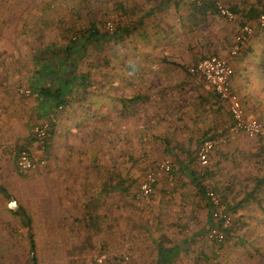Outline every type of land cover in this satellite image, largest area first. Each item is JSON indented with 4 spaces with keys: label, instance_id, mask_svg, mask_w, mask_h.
Masks as SVG:
<instances>
[{
    "label": "rangeland",
    "instance_id": "374dc122",
    "mask_svg": "<svg viewBox=\"0 0 264 264\" xmlns=\"http://www.w3.org/2000/svg\"><path fill=\"white\" fill-rule=\"evenodd\" d=\"M156 1L0 0V76H4V81H2L4 84L10 82L9 86L11 87L14 84L17 91L16 94L19 95L20 99H29L28 110H30V114L35 111L36 116H39L34 120L30 118V123L27 126L28 135L30 139L32 138L36 147L38 157L34 155L35 158H39L40 154L33 135L36 127L48 124L50 131L53 127L51 120H54L55 126L58 118L63 116L69 126L71 125L68 120L75 121V119H80L81 122L84 120L82 116L92 112L89 108V102H92V104L96 103L100 97L99 94L106 91L105 88L110 91L111 88H114L117 80H123L124 84H128L130 78L127 76L124 78L120 77L122 72L118 71L120 67L118 68L117 65L122 62V57L115 59V55L128 50L131 51L134 46L130 42H125V48L120 45L117 49L113 43L103 46L100 51L96 47H92L81 63H79L80 69L77 71L89 74L90 92H87V94L83 93L81 96L83 101L73 103L68 109L65 108L64 113H62V110H58L55 114L49 116L43 113L40 114L34 109L35 104L30 101L34 94L24 97L19 93L20 90L30 91L29 82L39 68L38 64H41L42 58H49L50 52H57L69 40H73V33H75L76 29L88 27L93 22H100L99 24L103 23L101 27L105 31H109L108 26L113 30L119 21V15L126 14L131 21L136 20L139 16H143L146 8L149 5L153 6ZM187 1L189 4L191 3L190 0ZM236 1L214 0V2H220L231 12H233L231 6ZM189 10H187V13H190ZM241 26L243 25L236 14L234 22H227L216 15V18L212 20L211 26L202 25L198 30L199 36H205L208 40L206 44L210 46L203 47L204 54L200 50L195 63L209 56L223 58L222 54L227 53L229 55L233 41L229 44L225 39L231 40L229 35L233 33L236 36ZM212 49L216 50L212 51ZM51 60L55 65L57 64L55 58ZM191 66L186 68V72ZM18 75H21L20 79H18ZM193 78L195 80L192 83L195 84L196 88L188 86L191 90L188 93V104H190L188 118L194 115L191 121L194 122L196 119L195 123L198 128L202 125L203 130H209L210 134L205 137L206 139L224 135L231 125V119H228L230 116L226 108L219 100L217 101L218 98L202 79ZM200 94L205 96L204 99H206L208 104L197 102ZM127 95L128 93L125 94V96ZM92 116L95 117L86 119L85 130H81L77 134L80 135L78 138L84 143L85 147L91 150V152L87 151L86 159L91 158L92 170L90 175L93 188L97 191L99 186L98 164L100 163L101 154L99 147L101 138L99 111L94 112ZM187 130L188 128L185 130V137L189 136ZM140 136H143V134ZM162 136L163 131H161L160 126L154 136V140L160 139ZM81 141H79V144H82ZM251 141H254V143H251ZM48 143L49 139L47 146ZM156 144L157 142L153 141L152 146L156 150H152L140 143V150L144 151L143 156H146L147 152L149 153V156L140 158V163L134 162L131 164L125 158L123 171L127 179L123 182L122 187H128V193L118 192L116 194L114 191H108L111 186L115 185L113 181L105 186L104 191L108 193V196L106 200H103L102 206L99 205L97 215L99 216L101 213L108 215L109 221L106 223L108 230L100 232L99 225L91 230L90 228L84 229L81 224L74 222L75 219L80 218L84 213L81 214L82 212L80 213V210L74 204L62 206L63 211H60V213L64 217V221L60 222L59 227L71 230L70 237L64 238V243L70 245L68 251L64 254L47 251L46 247L43 246L45 243L42 242L44 238H37L36 236L35 240L32 238L35 242L34 258L36 259V264H153L156 260L155 246L157 242L167 240L171 244H177L186 242L189 239L193 240L192 243L183 245L189 251L188 254H181L175 264H217V262L227 264L229 255H227L224 246L232 243L233 237L230 239L227 232L226 236L229 238L222 244L212 243L207 240L205 234L207 228H209V222L206 228L204 226L206 221H211V219L210 211L208 216V212L201 207V201L205 200V198L200 193H195L194 190L190 192V180L185 174L177 171L171 161L168 160L170 164L169 172L158 175L153 194L147 199L143 198L139 201L134 199V195L140 186L139 183L144 180L146 174L157 172L162 161V158L157 156L159 148L155 147ZM251 144H254V146L252 147ZM142 146L146 149H143ZM183 146L187 150H191L188 152L193 162H191L193 164L191 168L198 172L201 184H203L204 181L200 177L201 169L198 161H196L199 144L194 140H185ZM241 146L249 148V152L236 156L237 150L242 148ZM23 149L26 148L19 147V149L15 150V161L10 158L7 162L10 166H12L10 161L14 163L12 172L20 175L23 180L21 179L20 182L11 188L5 187V178H10V175H12L8 167L7 172L0 173V189L13 198L17 205L23 209L30 220V229L34 228L36 231L43 219V214L37 202L39 200L37 192H42V189L38 185L36 190L25 187V184H28L27 182L34 181L35 175L24 173L16 168L18 153ZM255 152L259 153L256 154ZM255 154L260 158L256 159L254 157ZM219 155L228 159L224 167L226 174L237 177L243 171L244 176L253 175V178H264V137L249 139L242 134L232 136L215 151L213 158L215 162L219 161ZM211 160L209 157L208 167L206 168L208 178L205 180L213 187L212 181L209 179ZM3 168L6 169L5 166ZM250 177L248 178L250 179ZM245 178L247 179V177ZM244 185L245 187L234 188L230 191L227 198H230L231 201L229 203L223 202V207H226V204L230 208L236 206L238 198L250 191L252 187L249 182H245ZM31 191L34 192L32 193ZM115 207H118L117 210H115ZM251 207L256 210L255 205ZM248 208H250L249 205L238 211L251 212ZM239 212H231L233 217L231 230H233L232 228H237V226L233 227V225H236L234 214L237 216ZM69 214L71 217H68ZM116 218L118 220L121 219V229H119V223L118 226H115L117 223ZM21 225V218L10 212L8 199L0 192V264H31L28 259V257L30 258V246L25 239L27 229H23ZM74 231L76 232L75 236ZM116 233L118 236H116ZM120 234L122 235L120 236ZM79 243L81 244L80 246H78ZM239 255L243 257L244 253ZM258 255L255 257L256 260L260 259Z\"/></svg>",
    "mask_w": 264,
    "mask_h": 264
},
{
    "label": "crops",
    "instance_id": "0c3cea01",
    "mask_svg": "<svg viewBox=\"0 0 264 264\" xmlns=\"http://www.w3.org/2000/svg\"><path fill=\"white\" fill-rule=\"evenodd\" d=\"M188 8L190 6L187 0H157L153 6L149 5L146 8L143 16H139L136 20L131 21L126 14L119 15L116 25L130 31L128 35L118 37L113 44L117 49L120 45L124 47L125 42H130L134 46L131 51L115 55V59L122 57V62L117 65L118 68L120 67L118 71L122 72H119L122 75L120 77L130 78L128 86L123 80H117L113 89L109 91L105 88L106 91L99 94L100 97L96 103L89 102L92 112L82 116L84 120L81 122L80 119L68 120L71 125L69 126L64 116L58 118L57 124L52 127L46 165L36 172H24L35 175L33 182L25 184L26 188L36 190L38 185L42 189V192H37L39 199L37 202L43 219L36 231L34 228L30 229V235L31 240L36 236L44 238L42 242L45 243L43 246L47 251L64 254L70 246L64 243V238L70 237L71 230L59 227L60 222L64 221L60 213L63 211L62 206L74 204L83 214L85 206L92 201L90 195L93 186L90 175L92 161L91 158L86 159L87 151L91 152V150L86 148L78 138L80 135L77 132L85 130L86 119L94 118L95 116L92 115L96 111H99L101 122L99 141L101 154L98 164L101 206L108 196L102 188L109 185L111 181L118 186V180L121 188L127 179L123 171L125 158L131 164L140 163L141 157L149 156L148 152L146 156H143L144 151L140 150V143L153 150L155 149L152 146L153 141L157 142L155 147L159 148L157 156L162 158L161 163L163 160L171 161L173 167L190 180V192L194 190L198 193L195 184L190 179L194 171L191 168L192 158L188 153L191 150H187L183 142L194 140L200 145L210 133L209 130H203L202 125L198 128L195 123L196 119L194 122L191 121L194 115L188 118L190 105L188 104V93L191 91L188 86L192 88L196 86L192 83L195 80L194 76H190L186 68L195 63L200 50L204 54L203 47L210 46L206 44L208 40L205 36H199L198 30L202 25L211 26L216 15L202 20L197 16L189 15L191 12L187 13ZM251 27L253 34L245 47L235 57H230L227 53L222 54V57L228 61L233 70L231 88L239 96L245 117L258 120L264 125V29L258 26L257 22ZM229 37L231 40H225L230 44L231 41L234 42L235 33ZM103 46H108V43L101 44V50ZM3 77V75L0 76V173L7 172L8 167L12 172L14 163L10 161L12 163L10 166L7 162L10 158L15 161V150L19 147L26 148L38 157L35 144L28 135L27 126L30 118L34 120L39 116H36L35 111L30 114L29 99H20L16 94L14 84L12 87L9 86L10 82L4 84ZM20 78L21 75H18V79ZM121 93H128V95ZM204 97L200 94L197 102L207 103ZM30 101L35 104L34 109L38 113L48 116L52 114L47 105L43 104L36 95ZM66 109H63L62 113ZM228 119L230 120V117ZM160 126L163 136L154 140ZM186 128L189 134L187 137H185ZM141 134L143 136H140ZM79 141L82 144H79ZM251 146L253 147L254 144ZM241 147L237 150L236 156L249 152V148ZM143 149L146 148L143 147ZM214 153L210 155V160L211 156L212 160L209 179L218 196L228 197L232 189L245 187V182L251 184V189L248 188L250 191L253 189V183H255L253 175L244 176L243 171L237 177L226 174L224 167L228 161L227 157L219 155V161L215 162ZM249 176H251L250 179ZM8 178L4 180L5 187L10 188L22 179L20 175L13 172ZM114 192L118 194L119 191L115 189ZM245 197L244 193L238 198L239 202L237 201L236 206L231 207V212L236 211L237 213L238 210L249 205L248 209L251 212H239L237 216L234 214L236 225L233 227L237 226V228H232L234 231L231 234L232 243L224 246L229 255L227 264H264V211L258 210L257 206L264 205V198L257 196L246 199ZM244 199L246 200L241 204L240 201ZM229 201H231L230 198H227L228 203ZM201 203V207L208 212L209 216L208 204L205 200ZM253 205L258 211L253 210L251 207ZM117 208L115 207V210ZM68 217L71 215L69 214ZM100 219L102 220L99 225L100 232L107 231L108 215L101 213ZM116 219L115 226L119 223V229H121V219ZM210 224L211 221L207 220L204 227L206 228L207 225L209 227ZM75 234L74 231V236ZM26 236L28 238L27 233ZM116 236H118L117 233ZM80 243L78 246L81 245ZM34 247L35 242L33 252ZM240 253H244L243 257L239 255ZM256 255L260 259L256 260ZM217 264L220 263L217 262Z\"/></svg>",
    "mask_w": 264,
    "mask_h": 264
},
{
    "label": "trees",
    "instance_id": "16d2710c",
    "mask_svg": "<svg viewBox=\"0 0 264 264\" xmlns=\"http://www.w3.org/2000/svg\"><path fill=\"white\" fill-rule=\"evenodd\" d=\"M196 1L197 0H193L189 4V9L191 12L189 15L197 16L202 20L208 18L209 16L217 15L216 9L214 7V0H199L201 2L200 5H197ZM231 10L240 18V23L242 25L248 24L250 26H253L254 24H256L258 17L260 15H264V0H237L231 6ZM197 17L195 19H197ZM99 23L93 22L88 27L78 28L79 30L76 29L74 31L75 33H73V40H69L68 43L59 48L57 52H50L51 54L48 55V57H50L47 59L42 58V62H40L41 64H38L39 68L36 70L35 74L32 76L31 81L29 82L30 93L36 95L43 104L47 105L50 113L55 114L58 110H63L73 103L82 102V94H87V92H90L91 85L89 74L82 73L81 71L77 72L80 69L79 63H81L82 59H84L88 51H90L92 47H96L97 49H99L98 51H100L101 44L113 42L115 43L118 37L120 38V36L128 35V32L130 31L117 25L113 28V30L105 31L101 27L103 23ZM52 58H55V61H57L56 65L51 60ZM51 121L53 123L52 126H54L53 120ZM48 135V139H50L52 135V129L49 131ZM217 149H215L212 153H214ZM254 157L256 159L260 158L256 154ZM190 179L195 184V187L198 190V194L200 193L204 197L201 179L199 178L198 172L193 171ZM254 182L255 183H253V189L245 193V198H255L257 196H259V198H264V178L256 177ZM155 187L156 184L153 188V191H155ZM104 188L105 187H103L102 189L104 190ZM100 189V186H98L96 191L92 186L90 192L92 201L85 206V213L80 218L74 220L75 223L81 224L84 229H88L89 227L90 229H94L98 227V225H100V223L102 222V220L100 219L101 215H97L98 207L99 205L101 206L99 192ZM115 189H118V191L123 194H126L129 191L128 187L120 188L115 185L111 186V189L108 191H115ZM153 191L145 199L150 197L153 194ZM219 199L221 200L222 205H224V203H227V197L222 198L221 196H219ZM246 199L241 200L240 203L242 204V202H244ZM257 206L258 210L264 211V205L259 204ZM224 208L226 211L231 209L227 204ZM20 209L23 211L22 208ZM10 212L13 215L18 216L11 210ZM21 226L23 229H26L23 224ZM232 233V230L231 232L228 231L230 239L232 238ZM228 238L226 236V240ZM25 239L27 244L29 245L27 236L25 237ZM192 241L193 240L189 239L186 242H180L177 244H171V242H168L167 240L157 242L155 246L156 260L153 264H175L181 254L186 255L189 252L183 245H189L192 243ZM31 242H33L34 246L33 239L31 240ZM28 259L29 261H31V263L34 262V264H36L35 258L31 260V258L28 257Z\"/></svg>",
    "mask_w": 264,
    "mask_h": 264
},
{
    "label": "built area",
    "instance_id": "2783aa9c",
    "mask_svg": "<svg viewBox=\"0 0 264 264\" xmlns=\"http://www.w3.org/2000/svg\"><path fill=\"white\" fill-rule=\"evenodd\" d=\"M200 3L199 0L196 1L197 5H200ZM214 7L219 17L227 22L235 21V14L225 8L220 2H215ZM257 24L264 28V15L258 17ZM108 27L109 31H111L112 28ZM252 34L253 28L251 26H241L230 48L229 56L235 57L245 47ZM188 73L191 76L202 79L209 86L220 103L226 108L231 119V125L224 135L203 140L196 153V159L201 169L200 177L204 181L202 184L203 194L210 209L211 224L206 231V238L209 242L222 244L226 240V233L232 226V216L225 210L219 196L205 180L208 178L206 168L208 167L209 157L215 149L224 145L232 136L242 134L249 139L263 138L264 125L258 120L245 117V111L239 96L231 88L233 70L226 59L216 56L203 58L193 64L188 69ZM19 93L24 97H28L31 94L29 90H20ZM48 134V124L34 129V141L40 153L39 158H35L27 149L21 150L16 159V168L18 170L23 172L36 171L46 164ZM169 170V162L164 161L159 165L157 172L146 174L134 195V199L139 201L149 196L153 191L158 175L169 172Z\"/></svg>",
    "mask_w": 264,
    "mask_h": 264
},
{
    "label": "water",
    "instance_id": "95a60500",
    "mask_svg": "<svg viewBox=\"0 0 264 264\" xmlns=\"http://www.w3.org/2000/svg\"><path fill=\"white\" fill-rule=\"evenodd\" d=\"M0 192L8 199V208L13 213L17 214L21 218L23 226H25L27 229L28 240H29V244H30V258H31V260H33L34 259V252H33V246H32V242H31L29 220H28L26 214L20 209V207L17 205L16 201L13 198L8 196L1 189H0ZM31 264H34V262H32Z\"/></svg>",
    "mask_w": 264,
    "mask_h": 264
}]
</instances>
